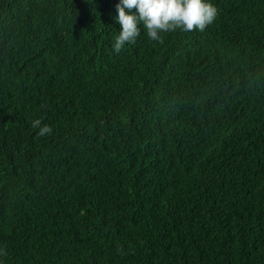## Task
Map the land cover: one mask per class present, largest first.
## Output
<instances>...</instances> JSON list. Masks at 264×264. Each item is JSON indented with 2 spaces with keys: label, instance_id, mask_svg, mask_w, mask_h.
I'll list each match as a JSON object with an SVG mask.
<instances>
[{
  "label": "trees",
  "instance_id": "trees-1",
  "mask_svg": "<svg viewBox=\"0 0 264 264\" xmlns=\"http://www.w3.org/2000/svg\"><path fill=\"white\" fill-rule=\"evenodd\" d=\"M118 2L0 0V264H264V0L116 54Z\"/></svg>",
  "mask_w": 264,
  "mask_h": 264
},
{
  "label": "clouds",
  "instance_id": "clouds-1",
  "mask_svg": "<svg viewBox=\"0 0 264 264\" xmlns=\"http://www.w3.org/2000/svg\"><path fill=\"white\" fill-rule=\"evenodd\" d=\"M217 14L212 0H119L115 21L120 29L112 50L119 54L126 44H134L141 26L148 38L162 42L161 33L177 29L203 31L213 23ZM31 127L39 137L53 132L52 126L43 124L41 119L33 120ZM0 255H3V249H0Z\"/></svg>",
  "mask_w": 264,
  "mask_h": 264
}]
</instances>
